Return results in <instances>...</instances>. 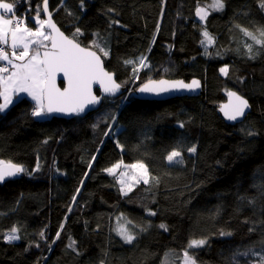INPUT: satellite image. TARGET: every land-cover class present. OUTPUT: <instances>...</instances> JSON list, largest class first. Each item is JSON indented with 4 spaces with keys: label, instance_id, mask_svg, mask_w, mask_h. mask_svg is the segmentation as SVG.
Masks as SVG:
<instances>
[{
    "label": "trees",
    "instance_id": "obj_1",
    "mask_svg": "<svg viewBox=\"0 0 264 264\" xmlns=\"http://www.w3.org/2000/svg\"><path fill=\"white\" fill-rule=\"evenodd\" d=\"M48 1L64 33L95 50L127 92L82 118L39 119L32 103L0 112V159L27 169L0 183V264H183L188 242L202 238L204 246L189 250L196 264H260L236 254H264V47L241 30L259 37L264 0H223L220 11L208 7L213 0ZM5 2L31 27L38 8L44 19V0ZM198 6L209 12L203 21ZM205 29L214 38L207 47ZM142 56L148 67L133 82L124 61ZM149 79H198L202 94L135 98ZM230 90L251 105L235 125L217 111ZM173 149L182 164L166 160ZM138 162L158 182L141 181L124 195L118 171L106 169ZM120 225L132 243L117 234ZM13 226L19 239L8 242Z\"/></svg>",
    "mask_w": 264,
    "mask_h": 264
},
{
    "label": "snow or ice",
    "instance_id": "obj_2",
    "mask_svg": "<svg viewBox=\"0 0 264 264\" xmlns=\"http://www.w3.org/2000/svg\"><path fill=\"white\" fill-rule=\"evenodd\" d=\"M208 7L214 11H220L224 8L223 0H213L212 4ZM261 7H264V3L261 4ZM43 12L47 14L48 19L40 18V10L38 8L34 17L36 28L33 30L26 25L25 20L15 17L14 5L12 3L0 0V44L7 45L10 39V47L13 50L10 57L4 48H0V61H5L7 65L11 66V70L7 66H0V97L4 101L0 103V112L8 108L9 104L13 102V95L18 93H27L35 101V107L32 112L34 117H42L51 113L79 114L84 112L87 106L96 105L101 100L100 97L93 94L92 85L94 83L100 85L103 93L109 95L116 94L120 90L121 84L113 79L111 73L104 70L101 57L95 51L85 49L72 39H68L59 31L51 20V13L48 12V0H44ZM208 15L209 12L205 8L197 7L196 16L201 21L205 20ZM45 29H51V31L49 32ZM241 30L255 45L264 47V29H258L260 33L259 37L246 29ZM79 31L77 29V33ZM202 36L204 37L201 41L202 45L207 47L214 43V38L206 29L202 32ZM44 41H51L50 50H45L43 55H41L39 50L31 51L30 45L46 48L47 46L44 45ZM93 46L99 48L103 56H108V51L99 43L93 42ZM246 48L249 58H254L257 53L253 51V44H247ZM16 49H22V51L17 52ZM124 63L126 65H133L131 77L133 82L138 80L140 72L148 67L147 57L145 56L137 58L136 61L125 60ZM220 71L222 74L227 75L228 69L224 67ZM6 73L7 75H5ZM57 73H63L67 80V87L63 90L56 87L55 80ZM199 87L200 82L198 80H193L190 84H186L183 81L169 82L163 79L158 81L149 79L136 91L140 94L160 95L180 89L195 90ZM228 96L230 102L228 105L222 106L221 111L227 120L235 121L245 114V110L249 105L247 100L235 92H229ZM112 119L115 120L116 116H112ZM183 126V124H180V127ZM105 135H110V133H105ZM249 135H254V133L250 132ZM187 151L195 153L196 146L193 145ZM166 160L169 164H182L184 162L181 151L176 149H173L167 155ZM121 166V163H117L113 167L106 169V171L110 175H115L117 169L121 168ZM127 167L135 170V174L129 177L134 183L128 184L124 179L128 173H120L121 179L119 182L122 185L121 191L124 195H127V192L124 191L125 188H127V191H131L132 187L141 181L144 184H149L150 180L158 182V178L150 177L144 163L138 162ZM26 172L27 169L21 165L14 164L11 161L0 160V182L5 181L6 178L16 177L18 174ZM28 174L30 175V173ZM249 203H253V201H249ZM150 214L155 215L154 212ZM159 227L167 231L166 225L161 224ZM253 230L249 229L250 232ZM18 231L13 226L5 236V240L11 242L19 239L16 235ZM116 231L126 243H132L135 239V236L123 225H120ZM220 234L222 236L231 235V233L223 231ZM40 236L41 238L44 237L43 231H41ZM59 236L60 232H57V238ZM206 243V238L191 239L183 253V264H196L195 259L189 254V250L200 248ZM74 244L75 241H72L68 247L72 248ZM236 255L245 257L249 255L257 256L260 264H264V254L254 252L252 249H248L242 253L238 252Z\"/></svg>",
    "mask_w": 264,
    "mask_h": 264
},
{
    "label": "water",
    "instance_id": "obj_3",
    "mask_svg": "<svg viewBox=\"0 0 264 264\" xmlns=\"http://www.w3.org/2000/svg\"><path fill=\"white\" fill-rule=\"evenodd\" d=\"M43 5H44V3H43ZM48 12L51 13V20H52V22L56 25V27L59 29V31H60L61 33H63V35H64L65 37H67L68 39H72V38H70L68 35H66V34L64 33V31H63V30L58 26V24L55 22V20H54V18H53V15H52V12H51L50 7H49V1H48ZM42 15H43V17H44L45 20L48 19L47 14H45V13L43 12V6H42ZM45 30H46V31H49V32L51 31V29H45ZM72 40H73L75 43H78V42H76L74 39H72ZM78 44H79L81 47L85 48V49H89V50H91V51H95V50H93V49H91V48H87V47L81 45L80 43H78ZM50 49H51V41H49V46H48V48L45 49V50H50ZM95 52H96V51H95ZM96 53H97V52H96ZM97 55H99V54L97 53ZM99 56H100V55H99ZM101 61H102V66H103L104 70H105L106 72H108V71L106 70L105 66H104V63H103L102 58H101ZM108 73H110V72H108ZM112 75H113V74H112ZM113 79L115 80L114 75H113ZM160 80H161V79H160ZM163 80H167V81H169V82L183 81V82L186 83V84H190V83L193 81V80H191V81L187 82V81H184V80H169V79H163ZM194 80H198V79H194ZM115 81H116V80H115ZM157 81H158V80H157ZM198 81L200 82V80H198ZM116 82H117V81H116ZM55 83H56V87H58V88L61 89V90H63L64 88L67 87V80L65 79L63 73H57V74H56V80H55ZM117 83H118V82H117ZM142 85H143V84H142ZM142 85H140V86H142ZM140 86H139V87H140ZM139 87H138V88H139ZM138 88H137V89H138ZM92 90H93V94L96 95V96H98V97H100L101 100H100V102L97 103L96 105H89V106H87V107L85 108V111H84V112L79 113V114H74V113H68V114H66V113H51V114H47V115H48L49 117H52V118H60V119H72V118H76V117H80V118H82V117H85V116L89 115L90 113H92V112L98 110L99 107L101 106V104H102L104 98H117V97H119L121 94L127 92V89H126V88L121 87L120 90H119L116 94H114V95L105 94V93H103V90L101 89V87H100V85H99L98 83H94V84L92 85ZM96 91H98L99 94H98ZM229 92H235L237 95H239V96H241L242 98H244L245 100H247L243 95H241L240 93H238L236 90H230ZM229 92H228V93H229ZM228 93L226 94V100H225V102H224L223 104L220 105V107L218 108L217 111H218V115H219V117H220L221 119H223L227 124H229V125H235V124H238V123L242 122V121L245 119V117L251 112V105L249 104V102H248V100H247L249 107L245 110V114H244L242 117L237 118V120H235V121L227 120V119L225 118L223 112L221 111V107L224 106V105H228V104H229V102H230V98H229V96H228ZM201 94H202V84H201V82H200V87L197 88V89H195V90L180 89V90L171 91V92H169V93H163V94H160V95L140 94V93H139L138 91H136V90L133 92V96H134L135 98L140 99V100H149V101H168V100H171V99H174V98H182V97H199ZM0 160H1V159H0ZM18 175H19V174H18ZM8 179H10V178H6L5 181L8 180ZM3 182H4V181H3ZM0 183H2V182H0Z\"/></svg>",
    "mask_w": 264,
    "mask_h": 264
},
{
    "label": "rangeland",
    "instance_id": "obj_4",
    "mask_svg": "<svg viewBox=\"0 0 264 264\" xmlns=\"http://www.w3.org/2000/svg\"><path fill=\"white\" fill-rule=\"evenodd\" d=\"M14 13L19 17V18H21V19H23V20H25V23H26V18H24L22 15H20L18 12H16L15 11V9H14ZM9 18H11V17H9ZM198 19H199V17H197ZM200 20V19H199ZM26 25H27V23H26ZM29 28H32L33 30H35V28L36 27H31V26H29V25H27ZM9 42H10V44H11V40L9 39ZM44 45H46L47 47L45 48V47H40V46H37V45H30V49H31V51H33L32 50V48L33 47H36V49L34 50V51H36V50H39L40 51V53H41V55H43V52L45 51V49H47L48 48V46H49V41H44ZM7 51V50H6ZM11 51H13L12 49H11ZM16 51L17 52H20V51H22V49H16ZM33 51V52H34ZM8 53H9V51H7ZM11 55H12V53H11ZM17 63H19V61H17ZM5 64L7 65V62H5ZM10 66V65H9ZM11 67V66H10ZM7 75V74H6ZM2 98V97H1ZM27 99H31L32 101H33V105H34V107H35V101L31 98V96H29L27 93H18V94H14L13 95V97H12V100H13V102H18L19 100L20 101H25V100H27ZM4 101H3V98H2V100H1V103H3ZM12 105V103L11 104H9V106H11ZM8 106V107H9ZM18 107L17 108H19V107H21L22 105L21 104H18L17 105ZM6 110V109H5ZM4 110V111H5ZM3 111V112H4ZM47 115H45V116H42V117H36V118H39V119H43V118H45ZM128 165H132V164H128ZM127 164H125V163H122V166H121V168H119V169H117V171H118V173H119V181H120V179H121V177H120V173L121 172H126V173H128V175L127 176H125L124 177V179L126 180V182L128 183V184H133L134 182L131 180V179H129V177L131 176V175H133V174H135V170H133V169H131V168H128L127 166H128ZM121 187H122V185H121ZM124 191H127V188H125L124 189Z\"/></svg>",
    "mask_w": 264,
    "mask_h": 264
},
{
    "label": "crops",
    "instance_id": "obj_5",
    "mask_svg": "<svg viewBox=\"0 0 264 264\" xmlns=\"http://www.w3.org/2000/svg\"><path fill=\"white\" fill-rule=\"evenodd\" d=\"M9 46H10V42H9ZM10 49H11V47H10ZM9 54V56L11 57L12 55L10 54V53H8ZM3 62H5V61H3ZM7 74V73H6ZM5 74V75H6ZM29 103H32L33 104V101L31 100V99H27V100H25V101H18V102H12V104L13 105H16V107H18L17 105L18 104H21L22 105V107H26Z\"/></svg>",
    "mask_w": 264,
    "mask_h": 264
},
{
    "label": "built area",
    "instance_id": "obj_6",
    "mask_svg": "<svg viewBox=\"0 0 264 264\" xmlns=\"http://www.w3.org/2000/svg\"><path fill=\"white\" fill-rule=\"evenodd\" d=\"M15 17L19 18L16 14H15ZM19 19H21V18H19ZM0 48H4L5 50L9 49L8 45H5V44H0ZM0 66H7L10 69V66L6 65L5 62H3V61L0 62Z\"/></svg>",
    "mask_w": 264,
    "mask_h": 264
},
{
    "label": "flooded vegetation",
    "instance_id": "obj_7",
    "mask_svg": "<svg viewBox=\"0 0 264 264\" xmlns=\"http://www.w3.org/2000/svg\"><path fill=\"white\" fill-rule=\"evenodd\" d=\"M34 48H36V47H34ZM32 50H33V48H32Z\"/></svg>",
    "mask_w": 264,
    "mask_h": 264
}]
</instances>
